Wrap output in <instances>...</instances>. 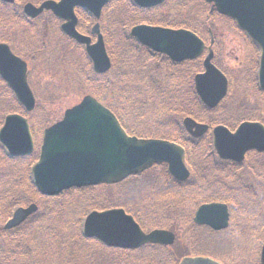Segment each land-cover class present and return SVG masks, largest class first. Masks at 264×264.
I'll list each match as a JSON object with an SVG mask.
<instances>
[{
    "label": "rangeland",
    "instance_id": "1",
    "mask_svg": "<svg viewBox=\"0 0 264 264\" xmlns=\"http://www.w3.org/2000/svg\"><path fill=\"white\" fill-rule=\"evenodd\" d=\"M43 1L45 0H17L16 4H19V6L16 4L14 5L16 6V11L19 13L21 11L23 12V6L26 3L38 5ZM171 4L176 5V14H170V16L169 14H161L159 18L162 21H167V23H175L176 26L180 25L183 21H188L190 23L195 22L197 25L202 24L206 30L211 28L216 34L215 41L221 44V46H217V51H215L214 64L219 66L222 70L229 69L230 74L236 80L234 89L222 106L211 114H205L200 109L198 110V107L196 106L197 102L195 97H193L192 91L194 87V76L197 73L202 72V61L201 63L198 62L188 65L187 70L183 73L185 77L182 80L186 79L188 80V83L191 82V88H188L189 85L187 83L186 85L182 83L180 85L181 91L178 93L184 101V110L186 114H177L181 111L174 112L177 119L176 123L181 121L180 125L176 124L178 132L182 135H186L182 120L184 117H188L187 114L191 113L200 116V121L206 124L211 122L214 125H217L218 122H222L227 125V127H238L239 124L246 120L264 121V92H261L259 89L256 80L257 73L252 75L251 70H248L250 68V63L247 60L248 48L242 33L237 29H234L235 25L231 22L225 21L220 15L211 12V6L204 3L203 0H171L170 4L162 8L163 10L161 9V12L169 13L168 8ZM112 7L116 10L118 5H113ZM110 14L113 15V12ZM172 20L176 22H172ZM109 22L113 25L112 19L109 20ZM56 25L59 27L60 23L54 20L49 14H44V16L29 22V24H13L11 29L0 27V42L10 45L17 56L25 58L30 68H34L32 69L33 73H31V76H33L32 89L36 90L34 91L36 92L35 95L37 101L33 113L28 115V118L31 119L33 117L37 120L40 132L33 136L35 144L38 146L36 150L37 152L34 150L30 155L24 157H32L36 153L39 154L42 145L43 131L56 124V122L61 121L67 109L77 105L84 96L92 91L99 93L102 92L106 96H111L112 98L116 97L121 103H126L128 110L129 107H131L134 111L126 112L130 116L131 122L136 126L137 130H140L143 133H148L152 137H157L160 136V134L166 133V130L173 129L170 125L162 122L165 117L164 112L157 111L156 107L152 104H149L146 109L136 110L134 106L135 99L133 101L130 97L128 98L127 93L124 96H120L124 92L119 91L120 84L122 83L121 77L124 76L120 74L119 64L113 62L112 70L103 78V81L107 84L104 91H101L93 84L88 86V82L85 78L94 82V78H99V76H93L92 72V74L86 72L87 76H84L83 72L81 74V68L76 67V64H74V62H77L78 59H80L85 69L88 68L91 70L89 62L86 63L82 56V49L78 50L75 48V50H73L72 48L70 49L72 53L69 54L62 45L60 48H56ZM93 25L94 22L83 20L82 26L84 30L82 33H86V35L87 32L90 33V28ZM114 27L115 25H113V29L115 30ZM120 30L121 29L119 28L117 32L106 33L107 40L110 39L109 50H112L114 54L116 52L115 55H117V57H119L120 54L124 56V51L121 47L124 40L120 38ZM125 31L128 30L125 29ZM59 40L60 42L63 41L61 38H59L58 41ZM62 43L66 44L65 41ZM136 44L137 43H135V45ZM137 45L140 46L139 44ZM132 49L136 54L143 55L141 58L132 57L131 60L133 62L141 65H152L154 62H162L161 64L164 65L165 59L162 55L155 56L149 54V52L142 51L139 47L137 48V46H132ZM146 55L148 58L145 59L144 56ZM36 57H38V59H36ZM148 61L151 63H148ZM42 62V67L38 66ZM161 70H164V68L155 66L153 68V73H155L156 76H160L158 72ZM131 71L134 73L133 69ZM146 73H140L139 76L148 79L146 76H143ZM248 74L254 77L251 76L249 78ZM152 79L153 75L149 73V80ZM0 85L3 86L1 82ZM160 87L161 85L157 86V88ZM178 88L179 85L177 83L176 89ZM147 92L148 96H153L150 90H147ZM241 92H247V96H240ZM160 98L165 102L164 95H162V97L160 96ZM160 98L157 97L158 102ZM0 103H4L2 97L0 98ZM173 105H170V108H175L176 110L178 107L175 105V107H173ZM159 106L162 107L161 101ZM1 112L2 110L0 108V129L4 125L5 117L8 115L6 113L1 115ZM211 123L210 125H213ZM175 131L177 130L175 129ZM201 140L203 142V149L206 150L207 153H209L208 151L213 152L208 144L209 136L205 135ZM10 159H13V157H10L5 147L0 144V177L7 172L8 166L6 162H10ZM246 166L248 167L249 163L246 165L245 162L243 168H247ZM31 169L29 175L32 180ZM165 171L168 172L166 165L153 171L151 173L153 175L149 174L145 177L146 179L151 178L152 176L153 178H156L158 183L153 182V187H157L156 189H152L151 187L142 190L145 185L141 181L136 182L135 185H127L126 189L114 186L124 183L121 182L119 184H111L110 186L101 185L94 187L96 189H93L88 193L85 192V196L78 193L81 192L82 189H77L73 191L71 190L72 193H63L56 197H52V199H56V219L54 222L59 226L56 227V255L60 253L61 255H57L54 259H50V256H48L43 260H41V258L44 256L33 257L31 258L32 263L108 264L104 263L107 257L108 261L112 264H179L188 250H194V253L197 255L208 256L214 259L227 257L228 259L233 260L235 264H259L257 256H260L261 245L264 242V214L263 216H256L257 218L262 216L261 220L258 221L263 222V224L260 223L258 225L259 230L257 232H259L258 235H260L259 239L258 237H252L250 228L248 227L253 224V222H248L250 212L248 209L242 207H237V210L234 212L230 228L226 232L218 234L217 237L208 243L204 242L203 237L199 233L193 232V234H191L189 231H187L189 235L187 233H179L178 230L181 229L179 227L180 223L185 226L184 229L189 228L188 230L192 232L194 226L192 215H194V212L198 207L194 206L195 208L192 209L193 206L188 202L185 209L183 205H181L182 203L180 204L178 201H174L176 198L171 199L168 197L176 190V187L172 186L171 179L168 181ZM29 175L27 174V168L20 173V176L23 178H27ZM161 186H163L162 188H164V190H162ZM36 191L39 194L37 189ZM25 193L26 195L24 198H22L24 195H21L22 197L16 199L17 202H21L22 200L25 202L13 208L9 206L8 203L0 205V240H2L4 237L3 235L7 233L2 229L4 223L12 218L13 213L18 208L28 207L31 204H40L42 205L43 212L47 211V208L44 207L46 202L43 200V198L47 197H42L40 194L39 197L30 194L31 199L33 200L26 201V199L29 198L30 192L25 191ZM167 194L169 195L166 196ZM122 202H126L128 206L131 207V215H136L133 211L139 212L141 214L139 217L146 219L151 223L152 229H166L174 232L176 234V241L174 244L169 246V248H164V252H160L159 254L152 253L154 251L150 252L147 249L141 253H131L129 251L122 253L115 251V249H113L114 251L108 250L110 248H106L104 244H101L95 239H86L83 230L85 221L90 213L110 208L113 209L115 207L119 208L121 207ZM50 204H53V201ZM38 212L39 211H37V213ZM75 216H78V218L75 219ZM68 223L70 226H68ZM75 225L77 226L76 230ZM258 228H254L253 231L256 232V229ZM12 231L13 230H10L8 232L11 233ZM81 238L84 240L83 242H93L87 244L78 242V245H74L73 251L67 253L68 249L72 246L73 241ZM94 243L100 245L104 251ZM27 248L29 250V247L26 246L23 247L22 250ZM73 255L78 256L76 257V260H71L70 257H65Z\"/></svg>",
    "mask_w": 264,
    "mask_h": 264
},
{
    "label": "water",
    "instance_id": "2",
    "mask_svg": "<svg viewBox=\"0 0 264 264\" xmlns=\"http://www.w3.org/2000/svg\"><path fill=\"white\" fill-rule=\"evenodd\" d=\"M14 3L15 0H0ZM110 0H53L40 7L27 4L25 14L35 19L45 11H51L65 20L62 30L79 44L85 45L97 73L103 74L111 67L106 53L99 24L92 30L98 42L78 33L77 7L90 11L100 18L104 6ZM142 8L156 7L166 0H133ZM215 3L218 12L236 20L261 47L260 86L264 90V0H206ZM131 34L140 43L152 50L167 54L173 61L195 59L204 51V44L187 31H171L147 26H137ZM212 54L205 61L206 72L196 77V89L202 101L214 108L225 97L228 83L212 64ZM0 76L10 86L18 101L31 112L35 107L34 96L27 83V65L16 57L9 46L0 44ZM186 130L193 137L206 134L209 127L192 119L184 121ZM0 143L10 156L30 155L34 151L33 139L28 122L21 116L10 115L0 131ZM215 148L222 159L241 162L247 152L256 150L264 153V126L245 123L236 133L225 127L214 130ZM185 153L177 145L163 141H143L130 138L119 125L114 115L94 98H84L80 105L66 113L64 121L44 132L39 162L32 170L35 186L43 196L54 197L73 187L82 188L100 184L121 182L155 164L168 163L171 174L180 181L189 177L184 164ZM38 210L36 205L18 209L5 229L20 226ZM228 208L223 204L202 206L197 213L196 223L211 226L215 230L227 228ZM84 235L96 238L109 247L137 249L145 244L171 245L172 233L155 231L144 234L132 217L123 210H112L91 214L85 223ZM264 259V247L262 251ZM181 264H218L205 258H186Z\"/></svg>",
    "mask_w": 264,
    "mask_h": 264
},
{
    "label": "trees",
    "instance_id": "3",
    "mask_svg": "<svg viewBox=\"0 0 264 264\" xmlns=\"http://www.w3.org/2000/svg\"><path fill=\"white\" fill-rule=\"evenodd\" d=\"M19 6V4H16ZM118 5L117 9L113 8L112 6ZM168 5V3L166 4ZM165 5L159 9L154 10H143L135 6L131 1L129 0H113L111 5L105 10L104 17L102 19V27L105 32H114L120 30V38L124 40L123 44L121 45L124 56H123V64L120 63V67L123 69H120V74L124 77H121V84L119 91H124L122 95L124 96L126 93L128 94V98L130 97L131 100L134 101V106L136 110H142L146 109L149 104H152L154 107H156L157 111H163L164 112V120L162 122H165V124L170 125L173 129L166 130V133L160 134V136L152 137L148 133H143L140 130H137L136 126L131 122L130 116L126 111H134L129 107V110L127 109L126 103H121L116 97L112 99L111 96H100L105 99L106 102H108V105L110 108H112L114 111H120L121 119L126 121V124H128L126 129L128 132H130L133 135H137L140 137L145 138H159V139H166V140H183L186 141L190 146V151L188 154V164L192 169V177L190 180H188L185 183H179L174 181L169 173L165 171L167 175L168 181L170 179L172 180V186L176 187V190L170 194H167L166 196L171 197V199L176 198L174 201L179 202L183 207L186 209L187 203L190 202L191 206H197L199 207L202 204L210 203V202H223L227 203L232 207V212L237 210V207L246 208L250 212V218L248 222H253L252 225L248 226L250 228L251 234L253 238H260L258 225L260 223L263 224V222L258 221L261 220V217L264 214V204L256 206L252 201L251 197L239 187L238 190L234 191L233 195H228V190H232V188H229L231 184L234 183H243V182H252V183H259L264 184V156L259 155L256 153L250 154L246 160V165L249 163V166L247 168H243V165H236L230 162H224L220 160L214 151L213 144H212V138L209 137L208 144L209 147L212 148L213 152L203 149V142L202 140H194L189 139L186 135H182L180 132H178V127H176V117L174 115L175 111H181L179 113H183V115L186 114L184 110V101L183 99L178 95L181 91L180 85L186 83L189 85L188 88H191V82L188 83V80L184 79L185 76L183 73L187 70L188 65L197 63H185L182 65H174L172 62L164 60V65H162V62H154L152 65H141L133 62L131 58H140L139 54H136L134 50L132 49V46L139 47L142 51H147L146 49L142 48L141 46L135 45L134 39H132L129 35V30L133 26L141 23H146L150 25H156V26H165V27H177L175 23H167V21H162L159 16L162 13ZM162 9V10H161ZM113 12V15H108V13ZM80 16V31H83L82 21L86 20L87 22H93L92 17L88 13L81 12L79 13ZM112 19L113 25H115V30L113 29V25L110 24L109 20ZM29 22H32L28 20L23 12H17L15 5H7L2 2H0V27L11 29L13 27V24H26ZM172 22H176L172 20ZM183 25L178 26H186L191 27L190 23H184ZM128 30V31H125ZM124 35V37H123ZM110 42V39H108ZM148 52V51H147ZM116 54V52H115ZM112 53L113 59L115 64H118V57ZM143 56V55H142ZM145 59L148 58V56H144ZM148 63H151L148 61ZM126 65V66H125ZM157 67H163L164 70L162 71V75L160 76H154L152 74L153 68ZM139 67V68H137ZM165 68L170 69V73L166 72ZM134 70V73L131 70ZM194 71V70H192ZM147 72V73H146ZM140 73H146L143 76H146L148 79L139 76ZM149 73L153 75V79L149 80ZM166 77L168 79H166ZM96 80V81H95ZM123 80V81H122ZM0 82L3 84L0 85V98L2 97L4 99V103H0V108L2 110L1 115L11 114V113H22L24 112L23 108L18 105L14 95L8 88V86L0 79ZM178 83L179 88L176 89V84ZM94 86H98L100 90H105L107 84L105 81H103L102 78H94V82L91 83ZM161 85L160 88H157V86ZM147 90H150L153 96H148ZM193 97L196 99V106L198 107V110L200 109L205 114H211L215 111H209L206 109L200 100L198 99L194 87H193ZM189 92V91H188ZM165 96V102L161 100L160 96ZM158 98H160L158 102ZM161 101L162 108L159 106V103ZM175 105L174 109L170 108V105ZM173 105V107H175ZM182 106V107H180ZM166 110V111H165ZM172 111V112H167ZM188 116H191L195 118L196 120H201L200 116L194 115V114H187ZM211 123V122H210ZM222 123V122H218ZM213 124V123H211ZM175 129L177 131H175ZM37 152V151H36ZM38 159V153L34 154L32 157H24V158H17V159H10V162H6L8 166V170L5 174H3L0 177V205L4 203H8L9 206L12 208L25 202H17L16 199L18 197H22L21 195H24L22 198L25 197L26 192L29 193V198L26 199V201L33 200L30 197V194L34 196H38L39 194L34 188L31 180V176L29 175V171L32 168V166L37 162ZM31 167V168H30ZM27 168V174L29 175L27 178H23L20 176L21 171H24ZM157 170V168H156ZM155 171V170H153ZM152 171V172H153ZM151 171L138 176L129 179L125 183L119 185L118 188L126 189V186L129 184L135 185L136 182H142L145 186L144 189L151 188L156 189L157 187H153V182L158 183L156 178L146 179L149 174L152 173ZM163 186H161L162 188ZM222 187V189H219ZM160 188V189H161ZM164 190V188H162ZM33 192V193H32ZM68 193H72L68 192ZM85 196V191L78 192ZM43 200L46 202L44 204V207L47 208V211L43 212L42 205H40L39 212L31 217L24 225H22L20 228L13 230L11 233L7 232L5 233L0 240V264H36L32 263L31 258L33 257H42L41 260L44 258L50 256V259L56 258V227H59L56 225L54 220L56 219V199L52 198H43ZM53 204H50L52 203ZM121 207L125 208L128 212H132L131 207L128 206L126 202H122ZM83 208V207H82ZM131 210V211H129ZM136 215L139 214V212L133 211ZM257 215H262L259 218H257ZM79 216V215H78ZM78 216H75V219L78 218ZM155 220V219H154ZM153 223V222H152ZM77 224V222H76ZM151 225V223H148ZM254 228L256 229V232L253 231ZM3 229V228H2ZM77 229V226L75 225V230ZM193 232L201 234L203 237L204 242H210L215 237H217L218 234L213 232L212 230L204 227H197L193 226L192 234ZM11 235H9V234ZM255 234V235H253ZM84 240L81 238L79 240H74L72 246L68 249L67 253H71L73 251L74 245L79 244L78 242H83ZM86 241V240H85ZM83 243H89V242H83ZM29 247L27 249H23V247ZM149 250L152 253L159 254L160 252H164V248L158 247V246H147L139 251L137 253H141L144 250ZM125 253V252H122ZM185 256H199L193 251H187L185 253ZM70 257V259L76 260V255L73 256H65ZM161 257V255H160ZM27 261V262H26ZM69 261V260H68ZM160 262V260H159ZM70 263V261H69ZM104 263L112 264L108 261V258L106 257V261Z\"/></svg>",
    "mask_w": 264,
    "mask_h": 264
},
{
    "label": "bare ground",
    "instance_id": "4",
    "mask_svg": "<svg viewBox=\"0 0 264 264\" xmlns=\"http://www.w3.org/2000/svg\"><path fill=\"white\" fill-rule=\"evenodd\" d=\"M164 163L158 164L159 167L164 166ZM170 174V173H169ZM171 177V176H170ZM166 178V177H165ZM239 187L241 189H243L250 197H251V201L256 205V206H261L264 204V184H259V183H252V182H243L241 184L239 183H234L231 184V186L229 188H232V190H228L227 192L228 195H233L234 191L238 190ZM219 189H222V187H220ZM212 204H218L217 202H210V203H205L202 204L201 206H199L195 212L193 216V222L195 225H198L199 227H206L209 229V225H205V224H198L196 223V217H197V213L198 210L205 205H212ZM195 208L194 206L192 207V209ZM235 210L233 211L234 214ZM263 255L257 256V259H259V264H264V259H262Z\"/></svg>",
    "mask_w": 264,
    "mask_h": 264
}]
</instances>
